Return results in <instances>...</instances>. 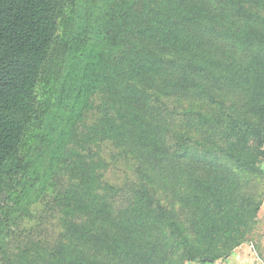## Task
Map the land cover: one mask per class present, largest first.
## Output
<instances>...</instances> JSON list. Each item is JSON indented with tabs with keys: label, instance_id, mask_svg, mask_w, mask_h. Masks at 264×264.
I'll return each mask as SVG.
<instances>
[{
	"label": "trees",
	"instance_id": "16d2710c",
	"mask_svg": "<svg viewBox=\"0 0 264 264\" xmlns=\"http://www.w3.org/2000/svg\"><path fill=\"white\" fill-rule=\"evenodd\" d=\"M252 9L261 22L251 28ZM262 12L264 0H0V199L17 204L21 264L31 251L42 264H213L206 245L224 248L230 229L241 239L238 179L201 165L204 144L183 123L193 115L192 126L222 134L205 153L259 170ZM231 91L238 109L180 110ZM99 143L132 165V178L104 177ZM171 164L206 174L182 203L191 236L155 184ZM248 202L252 217L259 204Z\"/></svg>",
	"mask_w": 264,
	"mask_h": 264
},
{
	"label": "rangeland",
	"instance_id": "374dc122",
	"mask_svg": "<svg viewBox=\"0 0 264 264\" xmlns=\"http://www.w3.org/2000/svg\"><path fill=\"white\" fill-rule=\"evenodd\" d=\"M253 15L250 18L249 26L254 27L255 24L260 23L261 19L256 20L255 10L252 9ZM264 16V12H262ZM258 47H252L247 50H257ZM264 53V47L261 48ZM46 88L43 85L38 87V94L40 98L45 96ZM49 88V87H48ZM219 100L209 101L208 98L203 97L201 100L186 99L181 104L180 110H191L198 112L202 117H215L220 114L219 103H222L223 106L227 107L226 109L231 110L238 109L241 96L238 92L231 91L226 93L218 94ZM101 99V96H100ZM103 100V99H102ZM221 100V101H220ZM98 101V99H97ZM242 105V104H241ZM232 111V110H231ZM193 115H188L183 123V133L186 136H196L197 139L204 144L203 148H199L198 154L201 155V158L204 160L201 162L202 166L207 165L208 162L216 163L220 167H223L222 174L231 175V171L238 179L239 190L236 192L237 196V207L241 209L238 216L241 218L244 216L242 221L239 222V225H243L240 235L241 239L236 240L237 236L231 235L230 232L226 237L220 236L219 239L222 242H226L224 248H221V244L218 243L216 246L209 247L213 250L212 253H217V260L227 261L232 255L240 256H251L254 255V260L256 264H263L260 255V246L264 243V155L259 157V170L256 172L242 171L236 167L234 163L228 161L226 158L221 155H212L211 153H205L202 149H207L215 144H219L222 141V134L213 133L208 130L209 125L200 123L199 127L195 125L192 126L190 119ZM187 120V121H186ZM196 125L198 122L196 121ZM182 125L180 126V130ZM31 144V141L30 143ZM251 146V144H250ZM107 146L104 143H99L96 145V150L101 152V155L106 160L107 166L102 170L104 177L111 183H121L124 180V177L131 176L134 174H126L127 169L132 168V165L121 160L120 157L117 158V155L108 156L106 155ZM113 149V148H112ZM114 150V149H113ZM260 150L264 154V144L260 145ZM114 152H116L114 150ZM171 164L170 174H156L155 183L158 187V192L163 196V202L171 204L175 207L176 210L182 211L181 219L184 224V228L187 233L191 236L190 232V219L187 216L189 211V206L186 204V208L182 209V203L184 198H188L191 194V188L189 182L193 179L194 176H205L206 174H191V167L185 166L184 169L181 168V173L176 174L173 168L176 165ZM213 167H217L213 165ZM126 169L124 172H122ZM133 169V168H132ZM178 171V169H176ZM215 176L217 174H210ZM249 196H253L255 202L258 203L259 207L256 212L252 215H249ZM17 204L9 199L5 194L0 199V264H21L26 262L23 257V247L27 246V242L23 241L19 235L13 234L16 229V224L20 221L19 214L17 211ZM186 211V212H185ZM231 216H229L225 222H230ZM227 229V228H226ZM222 237V239H221ZM218 248L220 250H218ZM41 257L34 251H31V254L27 257L29 261L32 260L31 264H42L43 261ZM182 264H201L193 261H184Z\"/></svg>",
	"mask_w": 264,
	"mask_h": 264
},
{
	"label": "crops",
	"instance_id": "0c3cea01",
	"mask_svg": "<svg viewBox=\"0 0 264 264\" xmlns=\"http://www.w3.org/2000/svg\"><path fill=\"white\" fill-rule=\"evenodd\" d=\"M263 264H264V243L260 246V255ZM213 264H256L254 260V255L251 256H240L232 255L227 261H219Z\"/></svg>",
	"mask_w": 264,
	"mask_h": 264
}]
</instances>
